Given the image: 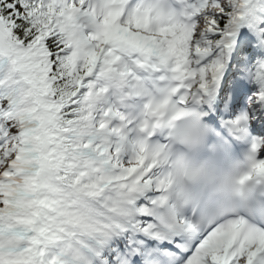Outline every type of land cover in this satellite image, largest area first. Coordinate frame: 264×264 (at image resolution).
<instances>
[{
  "label": "snow or ice",
  "instance_id": "snow-or-ice-1",
  "mask_svg": "<svg viewBox=\"0 0 264 264\" xmlns=\"http://www.w3.org/2000/svg\"><path fill=\"white\" fill-rule=\"evenodd\" d=\"M241 147L264 194V0H0V264H264L179 190Z\"/></svg>",
  "mask_w": 264,
  "mask_h": 264
},
{
  "label": "clouds",
  "instance_id": "clouds-1",
  "mask_svg": "<svg viewBox=\"0 0 264 264\" xmlns=\"http://www.w3.org/2000/svg\"><path fill=\"white\" fill-rule=\"evenodd\" d=\"M245 174L244 168L240 162H236L228 170L216 171L215 174L209 177L206 174H201L193 177H182L180 180L181 187L187 188L192 182H210L215 193V199L222 205L230 208L234 204L236 192L240 178Z\"/></svg>",
  "mask_w": 264,
  "mask_h": 264
}]
</instances>
